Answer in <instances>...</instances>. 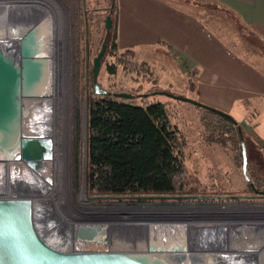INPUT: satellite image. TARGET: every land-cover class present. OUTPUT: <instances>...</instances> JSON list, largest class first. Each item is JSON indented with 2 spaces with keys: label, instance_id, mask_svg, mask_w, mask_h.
Masks as SVG:
<instances>
[{
  "label": "rangeland",
  "instance_id": "obj_1",
  "mask_svg": "<svg viewBox=\"0 0 264 264\" xmlns=\"http://www.w3.org/2000/svg\"><path fill=\"white\" fill-rule=\"evenodd\" d=\"M5 1L7 0H0V4ZM61 1L67 8L69 39L67 64L70 63L67 66V84L70 101L69 143L72 162L70 180L73 191L71 198L76 204L81 205L84 209L122 208L121 205H126V203L119 205L115 202L96 201L101 197V194L88 189L85 180L87 167L84 158V144L87 108L90 100L105 98L92 93L93 59L99 53L103 43L106 45V52L100 63L97 83L110 93L107 98L121 103L137 106L153 103L165 105L170 130L175 131L183 143L179 155L187 169V175L195 177L203 185L211 184L210 180H219L221 188L218 186L216 189H224L232 194L255 195L249 191L242 174V159L238 146L241 147V142H243L246 151L247 175L252 181H256L259 189L264 187L263 182L257 183V175H259L257 173L261 172L260 175L264 177V170H259L258 155L254 154L255 150L252 146L257 140L250 132V126H248L249 129L247 126H245L246 129L239 126L242 136L231 139L225 126L217 118L207 115L204 109L168 96L198 102L194 91L190 90L192 87L191 80H189L190 74L183 68L180 59H177L175 54L168 51V48L159 45L151 48H133L130 50L132 54L126 56H123L124 50L118 47L117 53L113 55L110 46L117 25V1ZM167 1H169V3L167 2L169 6L173 4L176 8L195 15L202 24L213 30L228 45L241 42V37L246 36L242 26L233 16L226 13L223 8L211 4L209 0ZM17 2L20 1L17 0ZM114 3L116 8L112 9ZM107 17H110L112 23L109 31L105 29ZM126 30L138 35H143L145 31L129 24ZM109 67L114 69L113 74L108 73ZM118 94H127L130 98H118ZM217 133L229 136V139H226V147L208 142V137ZM242 205L264 207V199L256 198ZM76 230L77 233L80 232L79 229L76 228ZM81 241L77 234V243H82ZM87 243L98 245L95 239L90 242L87 240ZM99 249L101 248L92 250Z\"/></svg>",
  "mask_w": 264,
  "mask_h": 264
},
{
  "label": "bare ground",
  "instance_id": "obj_2",
  "mask_svg": "<svg viewBox=\"0 0 264 264\" xmlns=\"http://www.w3.org/2000/svg\"><path fill=\"white\" fill-rule=\"evenodd\" d=\"M9 1L0 4V42L12 48L18 44L24 51L31 54L32 66L29 69L25 87L28 98L24 100L20 120L25 133L35 137L39 146L30 166L0 159L1 196H29L33 200L38 233L43 239L45 238L48 245H53L52 247L63 250L121 249L124 245H120L121 243L116 240L117 237L112 238L108 243L104 237L105 240L102 239L95 246L94 243H87V239L77 243L76 238L73 239L75 242L72 244L70 239L67 240L57 234L62 223L68 224L63 220L64 218H70L75 224L72 229L71 223L68 226L70 229L67 228L69 231H74L75 237L78 234L76 228L82 230H87L89 227L98 228L101 233H104L107 230L105 228L107 224H111L107 219H101L95 215L96 209H84L71 198L73 191L70 180L72 162L69 143L70 101L67 84V66L70 65V63L67 64L69 40L67 8L61 0H30L29 2L19 0V3L17 0ZM7 151L8 157H11L12 146L7 147ZM45 205L49 208L54 206L55 209L48 210L46 215ZM36 207L41 211L39 214L42 218L37 217ZM263 221L258 235L254 230L252 233L247 232L248 237L245 236L246 245L250 247L252 254L258 255L259 264H264ZM114 226L118 225L114 224ZM152 236L154 237V233Z\"/></svg>",
  "mask_w": 264,
  "mask_h": 264
},
{
  "label": "crops",
  "instance_id": "obj_3",
  "mask_svg": "<svg viewBox=\"0 0 264 264\" xmlns=\"http://www.w3.org/2000/svg\"><path fill=\"white\" fill-rule=\"evenodd\" d=\"M116 1L117 47L168 48L189 72L199 103L229 115L240 127L250 126L264 170V0H209L243 28L246 36L230 45L167 0ZM127 23L144 29L143 35L127 31Z\"/></svg>",
  "mask_w": 264,
  "mask_h": 264
},
{
  "label": "flooded vegetation",
  "instance_id": "obj_4",
  "mask_svg": "<svg viewBox=\"0 0 264 264\" xmlns=\"http://www.w3.org/2000/svg\"><path fill=\"white\" fill-rule=\"evenodd\" d=\"M247 177L248 181L245 180V182L249 191L255 195L232 194L224 189H216L221 185L219 180H210L211 184L203 185L195 177L185 175L182 190L171 194L101 195L96 201L115 202L119 205L126 203V205H121L122 208H97L95 215L110 221L111 224H107L105 227L107 230L104 229L106 231L103 235L107 243L117 237L116 240L121 243L120 245H124L123 248H116V250L151 251L159 253L167 261L175 264L183 262L184 264H203L215 253L227 251L233 243L246 244L247 232L252 233L255 230L258 235V231L263 226L264 207L242 205L256 198L264 199V187L259 189L256 181H252L248 175ZM257 179L258 184L264 183V177L261 175H257ZM45 207L46 215L52 208L55 209L54 206L49 208L45 205ZM36 209L37 217L42 218L39 214L41 211L37 207ZM63 220L68 224L62 223L57 234L67 240L70 239V242L74 244L73 239L76 238L74 231H69L67 228L70 223L71 229L75 224L70 218ZM80 221L85 222V220ZM184 228L185 231H183Z\"/></svg>",
  "mask_w": 264,
  "mask_h": 264
},
{
  "label": "water",
  "instance_id": "obj_5",
  "mask_svg": "<svg viewBox=\"0 0 264 264\" xmlns=\"http://www.w3.org/2000/svg\"><path fill=\"white\" fill-rule=\"evenodd\" d=\"M112 27L110 17L105 20V29ZM106 52L102 44L92 66V93L95 96H110L97 83L100 63ZM31 54L18 44L9 47L0 42V159L12 160L30 166L38 150V140L25 133L21 122L24 100L28 98L26 81L31 68ZM173 97L204 110L213 111L196 101ZM118 98L129 99L127 94ZM216 111V110H214ZM218 112V111H217ZM218 115L236 123L229 115ZM13 148L11 157L7 147ZM9 149V148H8ZM242 174L246 181V151L241 142ZM0 191V264H175L159 253L142 250H63L48 245L38 233L35 225L33 200L29 196H1ZM97 228V227H96ZM80 240H94L99 243L104 235L100 229H80ZM77 234V233H76ZM88 237V238H87ZM77 240V236H76ZM105 240V239H103ZM203 264H259L258 255L252 254L249 246L233 243L227 251L215 253Z\"/></svg>",
  "mask_w": 264,
  "mask_h": 264
},
{
  "label": "trees",
  "instance_id": "obj_6",
  "mask_svg": "<svg viewBox=\"0 0 264 264\" xmlns=\"http://www.w3.org/2000/svg\"><path fill=\"white\" fill-rule=\"evenodd\" d=\"M112 38L110 51L115 55L116 28ZM130 54V50L123 52V56ZM108 73L113 74L114 69L109 67ZM205 111L225 126L231 139L242 136L237 123L217 111ZM227 138L217 133L208 137V142L226 147ZM182 146L175 131L170 130L164 104L137 106L107 97L90 100L84 144L87 187L108 196L179 192L188 174L179 155ZM238 150L242 159L241 147Z\"/></svg>",
  "mask_w": 264,
  "mask_h": 264
}]
</instances>
